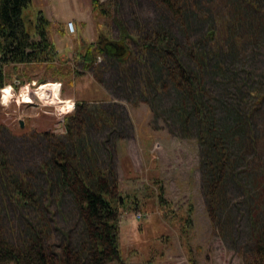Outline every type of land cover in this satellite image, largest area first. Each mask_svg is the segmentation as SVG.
Listing matches in <instances>:
<instances>
[{"label":"rangeland","instance_id":"374dc122","mask_svg":"<svg viewBox=\"0 0 264 264\" xmlns=\"http://www.w3.org/2000/svg\"><path fill=\"white\" fill-rule=\"evenodd\" d=\"M100 1L106 15L90 0H31L25 18L50 21L57 52L0 63L2 240L26 243L38 215L56 253L78 250L83 223L57 185L58 159L135 197L119 209L122 261L108 264H243L264 229V0ZM117 21L124 61L95 49L119 40ZM156 34L171 39L177 84L157 53L140 54ZM11 179L25 180L36 210L10 196Z\"/></svg>","mask_w":264,"mask_h":264},{"label":"trees","instance_id":"16d2710c","mask_svg":"<svg viewBox=\"0 0 264 264\" xmlns=\"http://www.w3.org/2000/svg\"><path fill=\"white\" fill-rule=\"evenodd\" d=\"M163 1L165 4L170 3V0ZM30 2L31 0H0L1 65L50 62L57 52L56 45L50 37V21L43 15H39L34 24L30 16L25 18L24 9L28 7ZM90 2L94 10L102 15L107 14L100 0H90ZM242 19L244 18L242 17ZM117 26L120 36L114 44H117L118 49L113 50L107 46V42L101 44L100 41L95 49L96 52L104 53L118 61H124L127 52L120 42L127 37V30L121 21H117ZM170 41L171 39H168L165 34L146 37L140 45V54L144 56L148 51L157 53L160 59L157 62L161 66L165 64L170 78L177 84L181 81L178 82L174 79L172 76L174 70L167 62L170 60L169 54L173 53L170 48V44H172ZM204 54L206 55V53ZM81 56L86 66L90 65L93 60L91 49L87 48ZM180 68L184 78H188L189 82L191 81L194 85V81L191 79L192 75H186L188 71L185 72L186 70L182 66ZM0 84L2 83L0 82ZM192 95H197V93L193 92ZM195 107L198 108L197 102ZM200 123L204 127L207 126L204 119H200ZM54 163L59 174L57 180L59 189L69 191L74 196L79 211L78 216L83 223V241L74 253L69 245H66L61 253H56L53 245L44 242L49 229L47 225L42 224V218L36 215L28 224L33 236L26 243H21V246L14 247L6 240H2L0 233V264H108L112 261H122L119 243V209L127 208L129 203L136 205L135 197L122 194L120 191H112V181L107 180L106 176L98 171L92 172L89 179L87 174L77 170V166L67 160L55 159ZM0 168L4 169L2 160H0ZM25 184L23 179L19 182H14L11 179L7 184L8 189L15 194H10V196L19 205H25L29 202L36 210L35 199ZM189 209V211L192 210ZM185 221L181 226V231L184 234L191 226L190 216ZM255 237L254 256L243 264H264V229Z\"/></svg>","mask_w":264,"mask_h":264},{"label":"flooded vegetation","instance_id":"af4514ba","mask_svg":"<svg viewBox=\"0 0 264 264\" xmlns=\"http://www.w3.org/2000/svg\"><path fill=\"white\" fill-rule=\"evenodd\" d=\"M100 41V40H99ZM107 46H109V48H111V49H113V50H117L118 49V46H117V44H114V43H112V42H110V41H108L107 42Z\"/></svg>","mask_w":264,"mask_h":264},{"label":"built area","instance_id":"2783aa9c","mask_svg":"<svg viewBox=\"0 0 264 264\" xmlns=\"http://www.w3.org/2000/svg\"><path fill=\"white\" fill-rule=\"evenodd\" d=\"M67 27H68V29L70 28L71 30H74V29H73V23H72L71 21H69V22L67 23Z\"/></svg>","mask_w":264,"mask_h":264},{"label":"bare ground","instance_id":"6f19581e","mask_svg":"<svg viewBox=\"0 0 264 264\" xmlns=\"http://www.w3.org/2000/svg\"><path fill=\"white\" fill-rule=\"evenodd\" d=\"M74 29V28H73ZM71 30V29H70ZM50 87H54L52 84H48ZM55 88V87H54ZM45 91H47V89H45ZM43 92V91H42ZM44 95H45V93H43ZM27 98V97H26ZM55 98V97H54ZM57 100L59 101V102H61V100H59L58 98H57ZM67 104V103H66Z\"/></svg>","mask_w":264,"mask_h":264},{"label":"water","instance_id":"95a60500","mask_svg":"<svg viewBox=\"0 0 264 264\" xmlns=\"http://www.w3.org/2000/svg\"><path fill=\"white\" fill-rule=\"evenodd\" d=\"M20 124L22 125V122H20Z\"/></svg>","mask_w":264,"mask_h":264}]
</instances>
